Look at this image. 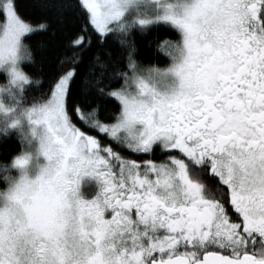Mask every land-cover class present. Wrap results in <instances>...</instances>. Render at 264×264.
Wrapping results in <instances>:
<instances>
[{
    "label": "snow or ice",
    "instance_id": "1",
    "mask_svg": "<svg viewBox=\"0 0 264 264\" xmlns=\"http://www.w3.org/2000/svg\"><path fill=\"white\" fill-rule=\"evenodd\" d=\"M0 264H264V0H0Z\"/></svg>",
    "mask_w": 264,
    "mask_h": 264
},
{
    "label": "trees",
    "instance_id": "2",
    "mask_svg": "<svg viewBox=\"0 0 264 264\" xmlns=\"http://www.w3.org/2000/svg\"><path fill=\"white\" fill-rule=\"evenodd\" d=\"M146 62H148V61H146ZM151 62H153V63H157V64L160 65V66H163L164 63H166V60H165V61H161V60L153 59Z\"/></svg>",
    "mask_w": 264,
    "mask_h": 264
}]
</instances>
